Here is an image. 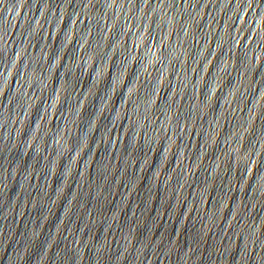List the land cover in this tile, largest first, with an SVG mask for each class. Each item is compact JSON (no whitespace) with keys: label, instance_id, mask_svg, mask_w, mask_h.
Segmentation results:
<instances>
[{"label":"water","instance_id":"1","mask_svg":"<svg viewBox=\"0 0 264 264\" xmlns=\"http://www.w3.org/2000/svg\"><path fill=\"white\" fill-rule=\"evenodd\" d=\"M0 264H264V0H0Z\"/></svg>","mask_w":264,"mask_h":264}]
</instances>
